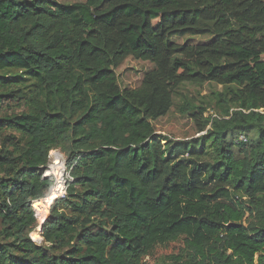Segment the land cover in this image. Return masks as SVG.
I'll return each instance as SVG.
<instances>
[{
    "label": "trees",
    "instance_id": "obj_1",
    "mask_svg": "<svg viewBox=\"0 0 264 264\" xmlns=\"http://www.w3.org/2000/svg\"><path fill=\"white\" fill-rule=\"evenodd\" d=\"M207 83L216 117L176 106L199 136L157 129ZM0 264H264V0H0Z\"/></svg>",
    "mask_w": 264,
    "mask_h": 264
},
{
    "label": "rangeland",
    "instance_id": "obj_2",
    "mask_svg": "<svg viewBox=\"0 0 264 264\" xmlns=\"http://www.w3.org/2000/svg\"><path fill=\"white\" fill-rule=\"evenodd\" d=\"M62 3H75V2H82L84 0H58ZM208 37H195L192 38V41H202L207 39ZM187 38H176L175 40L178 42H184ZM154 68V64L147 62V61H141L136 60L132 57L128 58L117 70V78L118 83L121 86V88H134L140 85L144 75L151 71ZM228 90V87L218 85L216 83H207L204 84L201 87L192 85V84H182L180 88H178L173 95V100L175 105L169 110V112L159 119L154 121V124L156 125L157 129L165 134L173 135L175 137H192V136H199L198 133H196L195 125L193 121L186 117L185 115L181 114L178 109L176 108L177 105L183 104L187 101H190L193 104L196 105H202L206 106L207 110L205 112L206 116L212 115L214 117L217 116L216 114V105L214 100V95L217 92H223ZM246 136L248 139V144L251 141V139L255 138V133H243L238 135V139H241V136ZM59 151L63 156V164L64 166V174L65 178H67L66 173V157L62 151L59 149H56V151ZM233 150L236 155H239L240 153V146L233 147ZM51 152L49 153V157ZM55 155H53L52 158H54ZM49 165H52L53 162L49 161ZM57 166V165H56ZM53 167L55 165L53 164ZM54 169V168H53ZM53 192L49 195L48 198L43 199L45 204H47V210L44 211L38 202H35V205L33 207L35 208L39 220V226L32 232H38L40 234V226L42 225L43 221L49 216L50 213V206H51V199ZM50 199V200H49ZM49 201V202H48ZM31 233V237H32ZM33 239V238H32ZM34 240V239H33ZM38 243V242H37ZM38 244H44V241L39 242Z\"/></svg>",
    "mask_w": 264,
    "mask_h": 264
},
{
    "label": "built area",
    "instance_id": "obj_3",
    "mask_svg": "<svg viewBox=\"0 0 264 264\" xmlns=\"http://www.w3.org/2000/svg\"><path fill=\"white\" fill-rule=\"evenodd\" d=\"M240 140L247 141V137L242 135ZM53 152H54L55 157L54 158L50 157L49 161L53 162V164H56V162H57L58 165L64 166L62 154L58 150L57 151L53 150ZM49 164H48V169L46 170L44 176H53L55 178V186H54V188L52 190V192L54 194V198L50 201V203L52 204L53 201L57 197L65 196L67 185H68V181H71L72 177L70 175V172L66 168L67 178H65V174H64L65 169H64V167H62L61 174L57 175L56 171L54 169H52L53 164L52 165H49Z\"/></svg>",
    "mask_w": 264,
    "mask_h": 264
},
{
    "label": "bare ground",
    "instance_id": "obj_4",
    "mask_svg": "<svg viewBox=\"0 0 264 264\" xmlns=\"http://www.w3.org/2000/svg\"><path fill=\"white\" fill-rule=\"evenodd\" d=\"M53 155H54V152L52 151L50 156L53 157ZM56 164H57V162H56ZM56 164H54L55 167L52 166V169L54 168V170L56 171V174L60 175L62 172V165L57 164V166H56ZM53 198H54V194L50 197V199L52 200ZM38 203L41 207H48L47 204H45L44 201H42V200L38 201ZM32 238L34 239L35 242H38V243L43 241V237L41 235V232H40V234L38 232L32 233Z\"/></svg>",
    "mask_w": 264,
    "mask_h": 264
},
{
    "label": "water",
    "instance_id": "obj_5",
    "mask_svg": "<svg viewBox=\"0 0 264 264\" xmlns=\"http://www.w3.org/2000/svg\"><path fill=\"white\" fill-rule=\"evenodd\" d=\"M42 230H43V223H42V225L40 226V231H41V233H42Z\"/></svg>",
    "mask_w": 264,
    "mask_h": 264
},
{
    "label": "clouds",
    "instance_id": "obj_6",
    "mask_svg": "<svg viewBox=\"0 0 264 264\" xmlns=\"http://www.w3.org/2000/svg\"><path fill=\"white\" fill-rule=\"evenodd\" d=\"M53 151V150H52ZM50 158V157H49Z\"/></svg>",
    "mask_w": 264,
    "mask_h": 264
}]
</instances>
